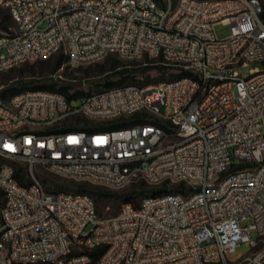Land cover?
<instances>
[{"label":"built area","instance_id":"1","mask_svg":"<svg viewBox=\"0 0 264 264\" xmlns=\"http://www.w3.org/2000/svg\"><path fill=\"white\" fill-rule=\"evenodd\" d=\"M0 5L14 21L0 32V77L61 53L51 74L61 79L112 54L192 72L93 90L77 105L45 89L3 97L0 83V156L28 167L20 183L0 164V264H264V0ZM219 22L230 25L223 37ZM250 62L263 67L235 69ZM116 118L129 123L102 126ZM36 165L114 185L183 181L188 191L101 215L88 193L47 188ZM241 242L255 251L230 261Z\"/></svg>","mask_w":264,"mask_h":264},{"label":"rangeland","instance_id":"2","mask_svg":"<svg viewBox=\"0 0 264 264\" xmlns=\"http://www.w3.org/2000/svg\"><path fill=\"white\" fill-rule=\"evenodd\" d=\"M13 24L14 23L12 22V25ZM44 25L45 23L42 24V26ZM214 29L218 37H223L230 32V25L219 22L214 24ZM58 57L59 54H55L48 59L28 61L9 69L1 74L0 83L4 85V88L12 85L21 87V81L29 83L31 79L41 81L50 79L58 82H73L76 83V88L88 90L92 89L94 86L93 83L101 78L99 75H101L105 70H113L118 66L128 65L131 69L135 70V77L144 85L171 77V74L179 72L178 69L172 67L162 70L158 67L159 65L154 62V59H150L147 56H143L141 58H127L121 57L117 54H112L98 63L85 65L75 71L68 72L63 75L65 78L61 79L60 77H53V75H51L57 72L58 67L56 66V61ZM255 66L263 67V63L250 62L247 65H236L235 69H237L240 73H248ZM71 78H76V80L72 81ZM112 78L116 79L118 78V75ZM17 79L20 81L18 82ZM80 102V98H74L72 103L77 105ZM4 161L11 163L14 167L21 165L23 170L27 171V164L23 161L12 158H5ZM34 176L49 189H66L68 191H75V188L70 187L64 180L70 178L45 169L40 165L35 166ZM90 182L95 187L87 193L95 200L97 210L101 215L117 213L122 203L126 202L125 198L128 196L130 190L134 189L138 191L133 201H130L135 204L139 203L140 199L145 196V194L150 193L149 189L151 186H155V184H150L143 180L129 182L124 185L106 184L96 181ZM174 184L175 183H172L169 187L173 188ZM90 226L91 224H89L87 228H90ZM250 235L254 240L258 239V231L255 228L251 230ZM254 251L255 248H253L250 244L241 242L236 246L234 251L227 253V257L232 262H239L252 254Z\"/></svg>","mask_w":264,"mask_h":264},{"label":"trees","instance_id":"3","mask_svg":"<svg viewBox=\"0 0 264 264\" xmlns=\"http://www.w3.org/2000/svg\"><path fill=\"white\" fill-rule=\"evenodd\" d=\"M159 2H163V0H157ZM13 18L11 13L6 7H3L0 5V29L1 30H8L10 26H12ZM2 32V31H0ZM65 60V55L63 53L59 54V57L56 61V66L59 67L61 63ZM83 67V66H82ZM158 67H160L162 70H165L169 68V66L165 64H160ZM81 68V67H79ZM78 68V69H79ZM12 69V68H11ZM77 70V69H76ZM135 70L131 69L128 65L121 66L120 68H116L113 70H105L99 77H101L99 80L95 81L93 84L94 86L92 89L84 90L82 88H76V83L73 82H58L56 80H50L45 79L43 81L41 80H35L31 79L29 83H25L23 81L21 84V87L16 86H10L5 87L2 89V96L3 97H9L10 95L14 93H18L25 89H45V90H51V91H58L63 94H65L69 99H74L76 97H79L85 93H89L93 90H97L104 87H111L116 85H124L128 83H139L140 85H144L143 83L139 82V80L134 75ZM189 70H180L177 73L171 74V77L165 78V79H172L176 77H181L186 74H191ZM118 78L114 79L112 77L117 76ZM18 80V79H17ZM76 80V79H75ZM20 80H18L19 82ZM73 81V80H72ZM129 122L126 120H123L122 118H116L108 121H103L102 126L106 128H113V127H120L123 125H127ZM4 157L0 156V164L4 161ZM15 177L20 183H27V178L25 176V173L23 172V167L21 165L15 167ZM68 178V177H67ZM66 183L70 186L75 188V191L70 192H81V193H87L89 190H91L93 187H95L90 181L88 180H76L73 178L70 179H64ZM171 183L168 181L163 182L161 184L151 186L150 187V193H147L145 195L150 194H162L168 191H182L186 193L188 191V187L185 182L180 181L176 182L173 185V188L169 187ZM58 190H65L66 189H58ZM138 193L136 190H130L128 196H126V201H133L135 195ZM1 195V192H0ZM139 203H135L134 205H138ZM97 208V207H96ZM103 251V248H98L94 251H92V254L94 256H98Z\"/></svg>","mask_w":264,"mask_h":264},{"label":"crops","instance_id":"4","mask_svg":"<svg viewBox=\"0 0 264 264\" xmlns=\"http://www.w3.org/2000/svg\"><path fill=\"white\" fill-rule=\"evenodd\" d=\"M0 31H4V30H1V29H0Z\"/></svg>","mask_w":264,"mask_h":264}]
</instances>
